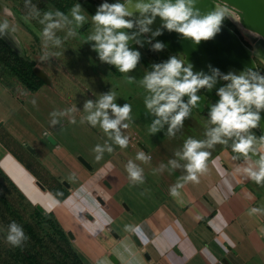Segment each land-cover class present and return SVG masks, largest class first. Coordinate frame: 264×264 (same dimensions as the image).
<instances>
[{"label": "crops", "instance_id": "1", "mask_svg": "<svg viewBox=\"0 0 264 264\" xmlns=\"http://www.w3.org/2000/svg\"><path fill=\"white\" fill-rule=\"evenodd\" d=\"M0 2L9 10L0 13V23L7 19L9 27L16 28L23 50L20 55L35 60L36 54L51 80L28 90L16 76L0 70V170L27 201L40 204L71 234V246L82 264H264V215H249L252 207L264 206V188L236 171L243 157L232 159L237 154L232 152L230 140L228 146L202 149L212 153L208 171L198 174L199 183L189 181L177 189L179 196L170 195L171 188L183 183L187 175V161L175 153L182 151L188 137L206 139L205 131L215 127L208 115L193 107L184 127L174 130L173 137L167 136L169 125L165 123L154 139L141 136L142 124L123 121L129 124L130 135L123 133L129 137V145L143 151L150 161L116 146L110 154L104 144H99L103 153L95 152L96 142L86 151L69 130L53 121L58 105H68L56 95V81H79L81 77H75L80 75L88 79L109 68L93 50L95 41L84 42L83 35L95 34L93 14L82 29L67 25L56 31L68 35L72 28L75 35L69 36L73 45L67 49L70 59L59 60L55 66L40 59L50 48L44 47L43 29L35 31L24 17L26 0ZM29 3L35 5L37 0H27ZM51 49L60 57L63 54ZM86 131L93 138L99 132L93 127ZM78 155L91 166L84 165ZM129 160L142 169L140 180L129 177ZM170 160L179 167L174 168Z\"/></svg>", "mask_w": 264, "mask_h": 264}, {"label": "clouds", "instance_id": "2", "mask_svg": "<svg viewBox=\"0 0 264 264\" xmlns=\"http://www.w3.org/2000/svg\"><path fill=\"white\" fill-rule=\"evenodd\" d=\"M198 3L199 0H147V2L124 0V3L114 4L105 2L98 6L95 15L92 16L95 34L88 35L84 42L95 41L93 50L98 53L100 61L113 65L117 71L126 74L136 68L139 59V53L129 50L127 46L131 37L123 31H118L133 27V22L126 17L139 12L141 19L137 23L140 31L146 33L149 31L148 25L154 22L156 16H159L164 21V27L169 31H176L199 43L219 33L224 19L232 18V15L227 7L219 4L207 13H202ZM129 4L134 5L133 10H129L127 7ZM33 10L38 16L39 12L34 5ZM71 16L77 28L83 25L86 15L80 3L72 6ZM39 23L44 25L42 35L45 38L44 47L46 48L47 41H52L56 46L61 45V39L56 36V31L64 29L71 21L62 12L49 11L44 13ZM15 31L16 28L9 27L7 19L0 23V37L11 35ZM158 34L159 32L154 33V35ZM74 35L75 30L69 28L68 36ZM153 47L156 50L162 49L160 43H156ZM53 55L59 56L60 53ZM46 58L47 54L40 59ZM153 68L154 70L146 73L142 80L146 90L151 93L150 98H145L144 105L157 117L149 128V132L155 134L167 123L169 125L167 136L173 137L174 130L184 127V120L190 116L192 108L200 106L203 98L196 95L197 91L205 87L211 89L215 80L214 77L206 76L202 72L194 74L191 70L192 65L185 66V61L176 56H172L163 64L153 65ZM215 74H218L216 70H214ZM223 79L231 82L217 91L219 100L210 106V123L215 127L205 131L206 139L198 140L188 137L183 143L182 151L175 153L180 159L187 161L184 165L187 175L182 178L183 183H177L171 188L172 197L179 196L177 189L182 188L189 181L199 183L198 174L203 175L208 171V161L212 153L202 149H213L217 144L228 146L229 139L232 140L230 146L232 152L237 154L232 159L243 157V164L239 165L236 171L257 186L264 188V136L257 138L249 132V129L258 126L261 119L260 111L264 110V73L249 67L239 75L229 73ZM127 80L129 83L133 82L132 77H127ZM185 96L189 97L187 103L183 99ZM116 99V92L110 90L107 94L100 95L95 102L86 100L84 112L87 115L81 118V123L86 121L93 128L99 125L109 140L124 149L128 147L129 137L122 135L121 129L129 128V124L123 121L130 119L132 105L126 102L123 107H120L114 102ZM76 111L75 105L67 109L68 113ZM56 122L53 121V124ZM70 123L74 124L75 119H72ZM105 147L110 154L114 151L107 142ZM94 151L103 153L104 149L97 144ZM136 158L144 161L149 159L143 151L137 153ZM96 159L99 161L101 156H96ZM169 163L174 168L179 167L175 161L170 160ZM126 171L133 181L141 179L142 169L137 168L131 160L126 165ZM59 194L62 195V193ZM179 202L182 203V201ZM252 214L264 215V206L252 207L249 215ZM261 231H264V228ZM6 239L12 245L19 246L25 237L13 223Z\"/></svg>", "mask_w": 264, "mask_h": 264}, {"label": "rangeland", "instance_id": "3", "mask_svg": "<svg viewBox=\"0 0 264 264\" xmlns=\"http://www.w3.org/2000/svg\"><path fill=\"white\" fill-rule=\"evenodd\" d=\"M91 1L99 5L105 2L109 4H114L117 1L122 2V0ZM77 3L82 5V10L86 15V20L80 27V29H82L84 26L90 24V17L92 13L86 8L81 0H37V4L35 5L31 3H23L22 5L24 7H22L23 10H21L24 17L27 19L29 26L35 31H38L44 28V25L40 24L39 20L43 18L45 12L49 11L53 13L57 11L62 12L68 17L69 21H71V23L68 25L76 26V22L71 16V8ZM33 5L35 6L36 11L39 12L38 16L33 10ZM33 16H35V18H32ZM126 19H130L132 21L131 17H126ZM229 19L231 20V18H225V20L230 21ZM232 23L234 22L232 21ZM234 25L237 27L235 23ZM25 27L29 28L28 26ZM29 30L31 29L29 28ZM239 31L243 35V32L240 29ZM31 32L33 31L31 30ZM56 36L61 39V45L56 46L50 41H47L46 47L50 48V51H47V62L50 61L55 66L58 65L59 60L64 61L70 59L67 49H71L73 46L71 44L70 37L67 34L56 33ZM85 36L88 35H83L84 38H86ZM37 38V35H35V40H37ZM245 39L250 40L253 43L254 49V43L256 41L255 37L250 36V38ZM52 47L63 51L61 57H55V55L51 56V54H53V51H51ZM139 49L141 50L144 58L155 65L167 62L172 56L182 59L179 55L170 52L164 47H162L161 50L154 49L152 52L146 50L141 45H139ZM75 52H80V50L75 48ZM25 55L26 54H23V56ZM1 56L6 61L12 62L13 60L11 56ZM26 56L32 59L29 55ZM34 58V66H39L36 54L34 55ZM73 60H77L76 57ZM1 61L3 62V60L0 59V70H5L11 74L8 71V68L3 64L4 62L2 63ZM81 61L85 66H87L84 59H81ZM107 66H109V68L106 67L108 70H105V72H97L91 76L89 75L88 79L84 78V75H80L75 77H81V80L79 81H70L67 78L66 80L55 82L57 86L55 91L56 95L59 96L58 98H61L60 100L63 104H68L67 108L63 105L60 108V105H58V114L56 112L54 115L56 117L55 121H57L55 124L62 130H69L71 134L77 139L78 145L84 148L86 151H89V144H93L95 142L96 144L104 145L105 142H107V145H110L111 147H119L108 139V136L103 132L102 129H100L99 125L95 127L99 132L95 133L93 138L91 135H88L86 131L92 126L86 121L83 124L81 123V118L87 115V113L84 112L85 101L92 100L95 102L100 95L107 94L110 90L116 92L117 99L114 102L117 103L118 106L123 107L124 103L126 102L132 105V110L129 113L130 119L126 121L142 124L141 128L143 127V130L141 131V136L143 138L154 139L158 136V134L162 133L159 130L155 134H151L149 132V128L151 127L153 121L157 119V117L155 115L153 116V113L147 110L144 105L145 98H150L151 93L146 90L142 84V80L145 74L151 72V70L144 64V62L139 60L136 68L126 74L117 71L113 65L107 63ZM185 66L188 65L185 64ZM193 73L195 74L194 71ZM127 77H132L133 82L129 83ZM33 78L36 80V82H38L35 76H33ZM16 80L18 81L20 79ZM202 89L203 88L199 89L198 91ZM204 89L209 92L210 95H215L209 88L205 87ZM139 94H141V96H138ZM73 105H75L77 111L68 113L67 109L71 108ZM72 119H75L74 124L70 123ZM126 130L127 129H121L122 135L124 132L130 135V131ZM162 131L164 132V130ZM249 132L257 138L261 137L258 126L256 128L249 129ZM121 151L127 154L139 153L137 149H134L129 144L127 148L121 149ZM148 161L150 160L148 159ZM13 223H15L18 229L24 233L25 239L21 241L19 246L12 245L6 239L10 231V226ZM60 232L61 229L58 228V225L53 217H51L44 210H37L35 205L27 201L21 192L11 182L8 181L7 177H5L2 172H0V264H77V261L73 257L69 236L63 231L68 238L65 239L60 235ZM23 253L27 255L24 256Z\"/></svg>", "mask_w": 264, "mask_h": 264}, {"label": "water", "instance_id": "4", "mask_svg": "<svg viewBox=\"0 0 264 264\" xmlns=\"http://www.w3.org/2000/svg\"><path fill=\"white\" fill-rule=\"evenodd\" d=\"M81 1L86 6V8L93 15H95L99 4L91 0ZM215 1L221 2L233 9L237 13L240 23L245 28L257 32L264 39V0H199L198 7L201 9L202 13H207L215 6ZM1 6H4L2 2H0V13L3 12ZM131 18L133 27L131 29L124 28L118 31H123L125 34L131 37L127 42L129 50L138 52L139 57L144 60V64L152 71L154 70L153 65L155 64L144 58L141 50L139 49V45L152 52L154 50L153 46L156 43H160L162 47L174 54L179 55L183 60L188 59L195 74L202 72L206 76L214 77L215 83L210 90L213 91L216 96H218L216 93L221 87H226V85L231 82L230 80H224L223 76L220 75L219 72L224 74L223 71L225 69L226 63L235 61L234 56L243 64L244 68L251 67L257 71L251 56V52L249 49H247L248 47L243 43L239 35L224 22H222V30L214 37L196 43L191 38H187L176 31H169L166 27H164V21L160 17L158 20H154L155 24L149 28V31L146 33L140 31V27L137 23L141 19L140 14H134L131 16ZM157 32H159V34L154 35V33ZM225 35H234L241 46L247 50L243 52L242 50L236 48L232 51H230V49L224 51L223 36ZM1 38L14 51H16L18 54H22L23 50L20 41L14 32L11 33V35ZM177 51L179 53H177ZM262 59L264 61V55L262 56ZM185 64L188 65L186 62ZM209 65L211 67H209ZM32 68L34 73L40 77L43 82L47 84L51 83L50 77L45 70L39 66H33ZM214 70H216L218 74L214 75ZM196 95L203 98L200 106L196 107V109L199 112H203L204 114L208 115L211 111L210 106L215 104V100L208 98V94L205 92L197 91ZM183 98L187 101L189 99L188 96ZM205 105L209 107V111L205 110ZM260 117L261 119L258 122L259 132L261 136H264V110L260 111ZM47 139L51 142L55 141L51 136H47ZM27 147L29 148V146ZM77 158L84 165L88 167L91 166L82 155H78ZM36 183L39 185V187L44 188V185L38 179L36 180ZM63 183L66 184V182ZM36 207L38 210H43V207L40 204H36ZM68 235L71 237L70 233H68Z\"/></svg>", "mask_w": 264, "mask_h": 264}, {"label": "bare ground", "instance_id": "5", "mask_svg": "<svg viewBox=\"0 0 264 264\" xmlns=\"http://www.w3.org/2000/svg\"><path fill=\"white\" fill-rule=\"evenodd\" d=\"M145 2H147V0H145ZM115 3H124V1H122V2L121 1H117ZM216 4H219L222 7H227L230 10L231 15H232L231 20L243 32V35L245 36V38H250V36L255 37V39H256V41L254 43L255 48L253 50H250V48H247V49H249V51L252 54H255L257 56H262L264 54V39L257 32H255V31H253L251 29L245 28L240 23L238 15L233 9L229 8L225 4H223L221 2H218V1H215V5ZM127 7L129 8V10H133L134 9V5H132V4L127 5ZM1 9L3 10V12L9 13V10L6 9L4 6H1ZM134 14H140V13L139 12H134ZM158 19H159V16H156L155 20H158ZM154 24H155V22H153L152 25L151 24L148 25V28H151ZM223 41H224V44H223L224 51H227L228 49H230V51H232V50H235L236 48L242 50L243 52L245 50H247L246 48L244 49V47L241 46V44L236 40L234 35H225V36H223ZM177 53H179V52L177 51ZM234 60L235 61H231L230 63H226L225 69L223 71L225 75H228L229 73H234L236 75H239L245 69L243 67V64L238 59H236L235 56H234ZM185 61L188 64H191L188 59L185 60Z\"/></svg>", "mask_w": 264, "mask_h": 264}, {"label": "trees", "instance_id": "6", "mask_svg": "<svg viewBox=\"0 0 264 264\" xmlns=\"http://www.w3.org/2000/svg\"><path fill=\"white\" fill-rule=\"evenodd\" d=\"M1 55L11 56L13 58L12 62L4 60V58H2ZM0 59L3 60L4 63L2 61L1 62L5 65V67L8 68V71L11 74H13L14 76H16L18 79H20L25 84V86L28 90L37 89L40 84L44 83L43 80H41L38 76H36L32 70V67L35 65L34 60L30 59L26 55L22 56V55L18 54L1 37H0ZM138 60L144 62V60L141 59L140 57ZM32 75L36 77L38 82H36V80L33 78ZM0 172H2V171L0 170ZM5 177H6V175H5ZM8 181L11 182L9 179H8ZM35 208L38 210V208L36 206H35ZM47 213L52 217V215L49 212H47ZM58 228H60V227L58 226ZM60 235L63 236L65 239H68L66 234L62 231V229H61ZM72 251H73L72 252L73 257L77 261V264H82L81 260L79 259L78 255L73 250V248H72ZM23 254H24V256L27 255L25 253H23Z\"/></svg>", "mask_w": 264, "mask_h": 264}, {"label": "flooded vegetation", "instance_id": "7", "mask_svg": "<svg viewBox=\"0 0 264 264\" xmlns=\"http://www.w3.org/2000/svg\"><path fill=\"white\" fill-rule=\"evenodd\" d=\"M230 20V19H229ZM225 21V22H224ZM224 23L227 24L231 29H233L235 32H237V34L239 35V37L241 38V40L243 41V43L248 47L250 48V50H253V43L250 41V40H247L245 39V36L243 37V35L240 33L239 29L234 25V23H232V21H228V20H225L224 19ZM264 55V54H263ZM262 55V56H263ZM251 56H252V59L255 63V66L257 68V71L260 72V73H264V61L262 59V56H257L255 54H252L251 53ZM220 75H222L223 77L226 76L225 74H223L222 72H219ZM200 91H204V92H207L204 88ZM209 93V92H207ZM210 97L212 98H216L217 100H219V97L214 95H209ZM205 110L209 111V107L207 105H205ZM209 116V114H208Z\"/></svg>", "mask_w": 264, "mask_h": 264}, {"label": "built area", "instance_id": "8", "mask_svg": "<svg viewBox=\"0 0 264 264\" xmlns=\"http://www.w3.org/2000/svg\"><path fill=\"white\" fill-rule=\"evenodd\" d=\"M200 92H204V91H200ZM205 93H207V92H205ZM207 94H208V98H212V97H210V96H209V95H210L209 93H207ZM212 99H213V100H215V103H217V102H218V100H217L216 98H212ZM43 133H44V134H46V133H47V131H46V130H44V131H43ZM229 140L232 142V140H231V139H229Z\"/></svg>", "mask_w": 264, "mask_h": 264}]
</instances>
